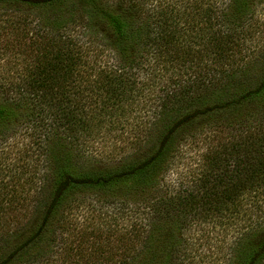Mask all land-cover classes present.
Returning <instances> with one entry per match:
<instances>
[{"label": "trees", "instance_id": "obj_1", "mask_svg": "<svg viewBox=\"0 0 264 264\" xmlns=\"http://www.w3.org/2000/svg\"><path fill=\"white\" fill-rule=\"evenodd\" d=\"M27 2L56 12L68 2L79 4V24L72 26L98 32L96 25H101L111 47L106 51L102 45L79 40L60 17L55 20L61 32L41 30L37 35L43 41L39 57L25 79L5 88L0 100V124L8 122L15 109L30 105L25 118L29 130L25 136L31 140L24 145L28 156L16 163L29 171L25 184L36 178L39 161L51 159V136L64 134L69 144L88 146L103 120L119 124L132 120L137 105L160 106L151 111L156 117L155 137L141 157L106 168H85L66 156L48 174V192L35 198L39 216L33 231L16 245L7 243L0 264L35 256L37 246L54 233L57 214L65 219L62 206L74 192H113L127 186L141 191L187 146L203 149L193 173L173 189L174 194L143 205L133 202L127 209L134 221L132 230H149L151 236L156 231L149 264L177 263V228L187 231L220 220L231 214L230 205L264 201V12L250 18L249 0ZM256 38L262 44L250 43ZM256 111L262 114L257 123L239 127L236 135L222 134L234 128L231 120L238 113ZM15 174L0 181V241L11 224L12 205L18 203ZM111 203L117 205L118 215L127 202L107 199L101 205ZM95 211L97 217L110 214ZM172 218L170 226L163 225ZM256 254L253 250L241 263H257Z\"/></svg>", "mask_w": 264, "mask_h": 264}, {"label": "rangeland", "instance_id": "obj_2", "mask_svg": "<svg viewBox=\"0 0 264 264\" xmlns=\"http://www.w3.org/2000/svg\"><path fill=\"white\" fill-rule=\"evenodd\" d=\"M247 7L246 13L251 15L250 18L260 17L264 12V0H249ZM80 10L79 4L71 2L57 12L33 7L27 0L0 4V100L5 88H14L25 79L30 65L39 57L43 41L37 35L41 30L46 34L62 31L61 24L55 20L57 17L66 19L65 24L69 26L66 30L76 34L79 40L102 45L109 51V34L101 25H96L98 32L90 28L80 29L79 25L72 26L79 24ZM250 43L262 44L257 38ZM147 105L146 108L137 105V111L130 116L132 120L119 124L103 120L101 126L93 131L88 146L85 143L82 146L69 144L64 134L51 136L48 141L51 150H54L51 159L39 161L37 176L28 184H25V179L29 171L16 163L28 156L24 145L31 140L25 136L29 131L25 118L30 105L15 109L13 117L0 124V181L5 182L12 173L18 174H15L17 176L14 179L18 203L12 205L11 224L3 232L5 237L2 236L0 241V255H3L7 243L9 246L16 245L33 231L39 216L35 210V198L48 192V174L66 156L76 158L85 168H106L146 153L156 132V117L151 111L160 106L156 103ZM259 115H262L260 111L250 115L238 113L235 120H231L234 128L230 126L222 134L236 135L239 127L257 123ZM136 122H141V126H137ZM202 149V146L181 149L178 155L172 157L169 166L161 170L141 191L127 186L113 192H74L62 206L65 219L61 213L57 214L54 233L37 246L36 255L11 264H149L150 249L157 242L156 231L151 236L149 230L142 233L132 230L134 221L127 209L134 206L133 202L143 205L157 197L174 194L173 189L193 173L197 155ZM29 160L31 164V158ZM107 199L126 201L124 211L116 215L117 205H101ZM95 209L109 211L110 214L103 218L97 217ZM229 209H232L231 214L228 212L220 220L202 223L197 227L193 225L187 231L179 232L177 228L175 234L179 238L180 252L174 264H242L241 261L253 250L258 252L255 264H264V201L230 205ZM173 219L165 221L163 225L170 226Z\"/></svg>", "mask_w": 264, "mask_h": 264}]
</instances>
